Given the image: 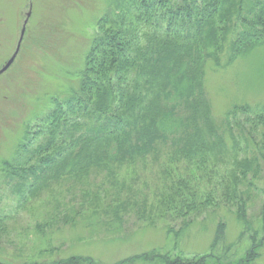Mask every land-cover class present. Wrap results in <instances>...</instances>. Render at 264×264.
Here are the masks:
<instances>
[{"label": "rangeland", "instance_id": "374dc122", "mask_svg": "<svg viewBox=\"0 0 264 264\" xmlns=\"http://www.w3.org/2000/svg\"><path fill=\"white\" fill-rule=\"evenodd\" d=\"M164 1L174 6L182 3ZM132 3L133 0H0V70L14 56L0 73V262L57 264L81 257L86 260L84 264H162L156 256L191 258L211 253L220 223L224 225L223 237L212 253L233 260L244 256L249 236L260 228L264 220L263 161L247 200L249 230L237 222L234 201L222 197L233 165L227 154L238 150L236 157L244 158L241 148L232 149L227 113L235 106L264 112V39L227 64L229 42L239 31L237 25L228 35L218 66L212 59L203 62L204 93L211 117L224 130L226 141L221 161L209 174L194 173L189 185L180 186L176 179L195 172V166L181 160L165 169L160 155L157 163L147 159L145 166L140 161L135 165H115L111 178L94 172L87 179L88 186L77 179L51 182L38 196L26 192L19 195L15 181L6 176V165L15 162L24 131L31 130L37 118L52 109V100L69 96L77 85V71L98 32L96 21L103 16L114 20L116 15L127 20L126 9L130 8V14L136 10ZM150 28L148 32L153 31V26ZM18 38L22 43L16 53ZM244 118L240 116L239 120ZM250 124H246V130ZM231 127L237 137L238 130ZM257 138L258 135L256 141ZM163 144L157 148L164 155L171 146L169 142ZM28 164H34V160ZM209 166L207 163L205 167ZM173 180L174 189L169 190L167 186ZM83 187L98 197L82 204ZM210 188L212 199L207 205H196L183 214L169 206V200L183 194L202 199ZM114 195L118 196L112 200ZM113 209L121 211L119 217H115ZM74 210L79 211L76 217ZM92 214L95 215L88 217ZM260 236L261 233L257 238ZM258 253L259 257L250 264H264V246L258 248ZM145 256L147 260H143Z\"/></svg>", "mask_w": 264, "mask_h": 264}, {"label": "trees", "instance_id": "16d2710c", "mask_svg": "<svg viewBox=\"0 0 264 264\" xmlns=\"http://www.w3.org/2000/svg\"><path fill=\"white\" fill-rule=\"evenodd\" d=\"M132 4L136 10L130 14V8L126 9L127 20L116 15L114 20L103 16L96 21L98 32L77 71V85L69 96L52 100V109L37 118L31 130L24 131L15 162L6 165V176L15 181L19 195L38 196L49 183L68 179H77L81 185L84 180L88 186L87 179L94 172L111 178L115 165L140 161L145 166L147 159L157 163L160 155L165 169L181 160L195 166V172L176 179V184L185 187L194 173L209 174L221 161L226 141L224 130L211 117L204 93L203 62L212 59L218 66L219 55L236 25L239 31L229 42L227 64L262 43L264 0H182L177 6L164 0H133ZM152 26L153 31L148 32ZM227 116L232 149L241 148L244 158L236 157L238 150L227 154L233 165L222 197L234 201L237 222L249 230L247 200L255 188L260 161L264 162V112L235 106ZM240 116L245 118L239 120ZM231 126L238 130L237 137ZM168 142L170 151L163 155L157 145ZM32 160L34 164H28ZM174 180L167 186L169 190L174 189ZM210 190L202 199L183 194L169 200V206L183 214L196 205H207L212 199ZM80 191L82 204L98 197L88 188ZM113 211L115 217L120 216L119 209ZM72 212L79 215L77 210ZM261 214L264 216V200ZM223 233L220 223L209 254L191 258L165 254L156 260L162 264H250L259 257L258 248L264 246V220L249 236V247L240 258L229 260L230 256L212 253ZM84 261L70 257L57 264Z\"/></svg>", "mask_w": 264, "mask_h": 264}, {"label": "flooded vegetation", "instance_id": "af4514ba", "mask_svg": "<svg viewBox=\"0 0 264 264\" xmlns=\"http://www.w3.org/2000/svg\"><path fill=\"white\" fill-rule=\"evenodd\" d=\"M0 18H1V17H0ZM21 35H23V30H22V34H21ZM20 42H21V39L18 38V41H17V48H16V50H15L16 53H17V51L19 50V48H20V46H21V43H22V42H21V43H20ZM13 57H14V56H13ZM13 57H12V58H13ZM12 58H10V60H12ZM10 60H9V61H10ZM9 61H8V62H9ZM11 63H12V62H11ZM7 64H8V63H7Z\"/></svg>", "mask_w": 264, "mask_h": 264}, {"label": "water", "instance_id": "95a60500", "mask_svg": "<svg viewBox=\"0 0 264 264\" xmlns=\"http://www.w3.org/2000/svg\"><path fill=\"white\" fill-rule=\"evenodd\" d=\"M11 62H12V60H10L8 62V64L3 69L0 70V73L4 72L9 67V65L11 64Z\"/></svg>", "mask_w": 264, "mask_h": 264}]
</instances>
